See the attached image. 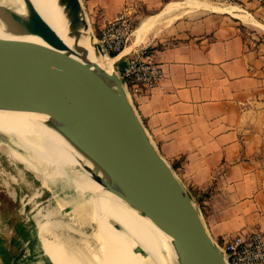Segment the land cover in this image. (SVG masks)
I'll return each instance as SVG.
<instances>
[{"label":"crops","instance_id":"crops-1","mask_svg":"<svg viewBox=\"0 0 264 264\" xmlns=\"http://www.w3.org/2000/svg\"><path fill=\"white\" fill-rule=\"evenodd\" d=\"M165 4L85 0V12L101 32L125 6L155 11ZM255 9L253 15L264 22V7ZM244 26L226 12L177 20L168 33L174 42L152 48L163 71L160 87L134 100L151 141L216 242L236 234L264 236V30L251 29L244 38ZM128 53L116 57L117 68ZM38 233L36 226L29 231L18 264H36L35 253L46 262ZM0 243V264H9L10 243L6 250Z\"/></svg>","mask_w":264,"mask_h":264},{"label":"water","instance_id":"water-1","mask_svg":"<svg viewBox=\"0 0 264 264\" xmlns=\"http://www.w3.org/2000/svg\"><path fill=\"white\" fill-rule=\"evenodd\" d=\"M22 2L26 9L23 19L0 7L1 26L10 27L13 36L37 37L43 44L0 38V108L33 109L49 115L64 139L102 175L83 167L90 179L148 219L170 240L174 254L168 256L170 264H226L197 204L144 128L118 75L116 57L110 73L100 67L105 58L112 57L95 40L81 1L57 3L68 22V37L74 43L89 39L97 63L77 57L31 1ZM79 170L77 173H82ZM53 195L65 205L57 192ZM24 232L23 243H27L30 234ZM9 243L11 249L16 246L14 239ZM23 243L10 256L9 264L21 261L27 251ZM98 259L100 264L105 263Z\"/></svg>","mask_w":264,"mask_h":264},{"label":"bare ground","instance_id":"bare-ground-1","mask_svg":"<svg viewBox=\"0 0 264 264\" xmlns=\"http://www.w3.org/2000/svg\"><path fill=\"white\" fill-rule=\"evenodd\" d=\"M30 1L41 18L69 49L75 51L77 57L83 58L88 63H97L92 54L89 39L86 38L83 41L80 39L74 43V39L68 37V22L57 0ZM188 5L193 8L217 10L216 7L207 3L189 1ZM0 7L12 11L21 19L26 17L22 0H0ZM176 8V4L168 3L161 12L168 14ZM220 11L223 12V10ZM225 12L230 13V11ZM238 12L237 10L232 15L243 22H251L252 18L249 15ZM155 18L143 22L136 28L133 41L119 55L130 52L140 41L145 40L147 31ZM10 31V27L0 25V38L22 39L43 44L37 37H16ZM20 31L21 34L24 33L23 29ZM84 49L88 51V56ZM99 65L109 73L112 71L113 64L110 58H105ZM0 138L4 141L7 154L11 159L26 166L36 175H41L42 184L46 185V180L52 182L57 187V193L64 200L65 205L76 211L81 220L83 216H86L88 220L85 225H94L95 240L103 244L106 254L104 264H170L168 256L174 255L170 240L148 219L141 217L111 192L90 179L88 173L82 170L83 167L92 169L99 176L102 175L64 139V136L53 126L49 115L33 109L15 111L0 108ZM74 167L75 170L80 169L82 173L74 172ZM45 221V228L51 225L48 219ZM48 229L49 227L46 231ZM38 232L42 233L40 230ZM52 241L57 243V247L48 248L47 251L50 253L47 258L51 264H64L62 259L64 246L61 247L60 244L64 242L56 238ZM133 243L140 246L145 256L131 250ZM44 244L43 248H46ZM67 264L71 263L68 261Z\"/></svg>","mask_w":264,"mask_h":264},{"label":"rangeland","instance_id":"rangeland-1","mask_svg":"<svg viewBox=\"0 0 264 264\" xmlns=\"http://www.w3.org/2000/svg\"><path fill=\"white\" fill-rule=\"evenodd\" d=\"M80 1L85 9V0ZM189 1L207 3L216 7L217 10L193 8L188 5ZM167 2L177 6L174 11L168 14H162L161 12L165 5L155 11H148L134 6L136 11L135 30L143 22L153 17L156 18L148 29L145 40L140 41L131 51L142 47L152 49L170 45L174 41L170 40V38L168 40V33L177 20L211 12L224 13L225 11H230L229 14L232 15L238 10V13L249 15L253 21L251 20L249 23L242 21L245 25L242 28L244 38L249 37L247 33H250L251 29L264 30L262 27L264 22L253 15V12L256 11L255 7H264V0H167ZM220 10H223V12ZM87 18L95 40L99 41L101 32L93 27L88 16ZM133 39L134 33L126 47L131 44ZM111 61L113 64L115 59L111 58ZM75 172L77 171L75 170ZM42 180L41 175H36L26 166L11 159L7 154V147L4 141L0 138V240L2 245H4V249L6 250L7 243L14 239L15 243L19 244L10 249L8 254H16L25 241L23 238L24 231H34L36 226L38 231L42 232L38 233L41 236L42 243L47 246L44 248L46 256L50 253L47 251L48 248L54 249L57 247V243L52 241L56 238L64 242L60 243L61 247L64 246V255L60 253V255H63L64 264H67L68 261L71 264H100L98 258L106 260L103 244L95 242L94 225H85L88 220L86 216H83L81 220L76 211L59 203L53 195L54 191H58L57 187L49 180H46L47 183L44 185ZM46 219L51 224L47 226L49 227L48 231H46L47 227L45 228ZM89 239H92V243L87 242ZM0 248L2 249L1 246ZM131 250L145 256V253L137 244L131 246ZM41 254L35 253L36 264H48L46 263L48 261L47 258L45 259L46 262H44L43 258L38 257ZM28 262L27 264H32L31 260H28Z\"/></svg>","mask_w":264,"mask_h":264},{"label":"built area","instance_id":"built-area-1","mask_svg":"<svg viewBox=\"0 0 264 264\" xmlns=\"http://www.w3.org/2000/svg\"><path fill=\"white\" fill-rule=\"evenodd\" d=\"M135 22L134 7H123L101 31L99 44L109 55L117 54V57L135 32ZM122 58L125 65L117 68V72L133 102L136 96L160 87L163 71L154 60L150 48L142 47ZM216 244L224 253L226 264H264V236L260 233L236 234Z\"/></svg>","mask_w":264,"mask_h":264},{"label":"trees","instance_id":"trees-1","mask_svg":"<svg viewBox=\"0 0 264 264\" xmlns=\"http://www.w3.org/2000/svg\"><path fill=\"white\" fill-rule=\"evenodd\" d=\"M163 1H164V3H167V4H168L167 0H163ZM167 4H165V5H167ZM150 51L152 52L153 49H150ZM116 55H117V54H111L110 57L114 58V57H116ZM172 169H173V166H172ZM218 243H219V242H218Z\"/></svg>","mask_w":264,"mask_h":264}]
</instances>
